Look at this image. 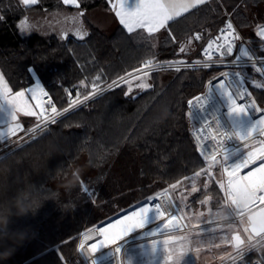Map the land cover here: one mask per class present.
Instances as JSON below:
<instances>
[{
    "label": "trees",
    "instance_id": "16d2710c",
    "mask_svg": "<svg viewBox=\"0 0 264 264\" xmlns=\"http://www.w3.org/2000/svg\"><path fill=\"white\" fill-rule=\"evenodd\" d=\"M78 2L79 8L62 0H37L27 6L22 0H0V73L12 91L32 85L35 75L54 105L61 107L69 102L67 88L83 93L91 83L112 80L145 58L197 57L202 44L222 23L224 8L246 37H256V27L264 22V0H209L151 36L141 29L129 33L119 22L101 29L85 17L83 39L42 33L34 20L33 28L22 34L23 24L34 13L43 14V25L47 14L55 10L85 13L108 6L107 0ZM193 30L201 31L202 40L191 52L181 53V43ZM250 46L255 55L264 56L261 41L253 40ZM256 69L252 65L241 68L247 77L261 78ZM218 70L197 67L151 72V86L135 98L139 89L129 91L124 82L1 150L0 202L25 186L44 201L35 213L12 217L9 228H28L29 235L0 264H85L76 250L78 237L101 222L105 211L134 197L155 194L202 168L186 100ZM250 89L264 107V87ZM23 120L28 127L35 118ZM79 161L94 171L92 197L79 183L71 190L66 187L70 181L65 177ZM206 185L200 184L189 202L195 206L209 195V204L219 207L226 195L214 178ZM249 257L264 258V247Z\"/></svg>",
    "mask_w": 264,
    "mask_h": 264
},
{
    "label": "snow or ice",
    "instance_id": "6c2138e0",
    "mask_svg": "<svg viewBox=\"0 0 264 264\" xmlns=\"http://www.w3.org/2000/svg\"><path fill=\"white\" fill-rule=\"evenodd\" d=\"M25 6L29 4H36L37 0H22ZM112 10L115 12L116 17L119 18L120 23L127 29L129 33L134 32L137 29L144 30L149 36L158 33L161 29L168 27L170 21H174L176 18L181 17L182 14L188 13L191 9H195L198 5H203L207 0H133L132 7H128V0H109ZM64 4H71L80 7L78 0H63ZM83 15V12L80 13ZM28 29L27 23H24L21 31L22 34L26 33ZM80 38L83 39L87 34L86 32H78ZM262 43H264V25L259 26V31L256 33ZM196 40L201 39L199 34L194 37ZM175 38L173 37V40ZM242 40L240 36L236 34V30L231 22L227 23L224 29L220 30V34L213 40L209 41L205 54L208 60H212L211 51L215 48L216 53L221 58L230 57L233 55L235 42ZM181 53L186 51V48L181 47L179 50ZM247 57L249 60L252 56L249 50L244 47L243 43L239 49V54L235 56L233 63H239L243 58ZM260 64L264 66V59H261ZM178 64H185L184 61L169 62L168 67H174L176 71H180ZM209 63H204L203 68L207 69L211 67ZM160 65H153V61H146L142 68L135 69V72L142 73V77H147L149 71L153 68H159ZM31 72L32 69L30 68ZM257 72L261 71V68L256 69ZM127 76H131L132 79H142L141 76H135L132 73H128ZM234 77V78H233ZM100 76L95 78L96 81L100 80ZM218 82L213 85L212 81H209V89L207 94H200L188 101V104L192 106L194 110H199L202 114L199 120L202 121V127L200 133H204L205 130L209 133L208 139L214 140L220 146L223 151L222 161L217 159V154H212L208 159L209 169L214 166H222L223 173L226 175V182H218L219 189L224 192L227 197V207L229 214H234L241 218L243 223V216L245 213L248 215V226L243 228L244 233L247 234L246 239H242L239 234L232 236L230 243L234 244L236 249L242 247L252 248V243L256 240L264 239V207L259 208L258 211H253L258 205H264V139L258 141V144L250 145L248 141L259 134L264 136V109L259 108L255 100L251 98V92L247 91L243 87L244 79L240 72H223L220 77L215 78ZM125 83H130L125 77L120 78ZM227 81V82H226ZM83 84V82H81ZM117 83L116 81L113 82ZM151 85L141 82L137 84L138 88H149ZM255 87H264L261 84H255ZM11 88L7 84L5 77L0 73V111H6V116L12 121L17 120L16 112H23L25 115L37 117L38 127L43 126L47 122H55V117L62 115L63 113L58 111L52 102L51 97L42 90L40 94H36L35 89H29L32 93V100L36 101L37 112L33 110L26 98L25 91H18L14 95H10ZM98 83L92 84V91L88 96H84L83 100H88L90 97L97 95L101 92ZM219 96L222 103H217L213 107V102L216 97ZM43 97V98H42ZM245 97H248V102L243 101ZM82 103L79 95L76 99H69V106L63 110L64 113L68 112L78 104ZM45 105L51 106V113L47 111ZM224 107L227 109L223 114V119L226 122H222V116L220 109ZM261 112L262 115L259 119H254L251 113ZM190 115L196 119L194 111ZM216 126L219 135L213 134L212 125ZM36 129H29V132H34ZM23 131L19 123H15L12 126H8L6 130H0V140L5 139L7 136H14L18 132ZM226 141H237L242 147H235L229 149L226 146ZM247 150V151H244ZM204 154L203 152L201 153ZM231 161V162H230ZM247 171L241 175L244 170ZM210 176L212 173L207 169H203L200 172L195 173V176ZM181 181H177L176 184L170 186L172 189H176L180 186ZM205 187L207 185L205 184ZM88 189L85 188L84 191ZM199 189L193 186L191 188L192 193L198 192ZM167 194V190H165ZM157 197H150L149 202H145L143 206H137L136 211H132L130 215H124L123 219H117L115 223H109L106 227L101 226L98 228L99 239L97 242H93L89 245V249L92 253H97L101 249L108 248L109 246H115L114 250L110 253L115 257L116 254L121 253V247L118 246V241H122L129 233L136 229H144L149 224L148 216L152 213L156 220L163 219V226L157 227L154 231L145 232L149 237H155L158 235H164L168 231H181L183 226L180 223L182 218L172 214L168 208L173 207V201L168 197V208L160 202L151 203L152 200H159ZM202 203H208L207 200ZM231 227V225H229ZM185 237L168 236L163 240H152L149 246L151 257H155L160 254L161 264H168L173 262V257L169 255V245L177 243ZM82 249L83 244L80 246ZM184 253L180 254V259L176 260L174 264H182ZM90 264H97V258L94 256L91 259ZM119 264V261L117 262ZM126 264H131V259L126 257Z\"/></svg>",
    "mask_w": 264,
    "mask_h": 264
},
{
    "label": "rangeland",
    "instance_id": "374dc122",
    "mask_svg": "<svg viewBox=\"0 0 264 264\" xmlns=\"http://www.w3.org/2000/svg\"><path fill=\"white\" fill-rule=\"evenodd\" d=\"M110 8L111 7H109V9ZM47 16L48 19L45 21V23H43V25L42 19H40V23L38 24V29H40L38 31L42 33L48 34L54 32L59 35L68 34L78 36L77 31H85L86 29L82 24L83 20L79 16L78 11L68 12L55 10L47 14ZM87 16L88 18H91L89 20L93 24L100 27L101 29L107 27V24L110 26L114 24V20L110 17V15L105 14L101 8L88 11ZM31 22H33V20L30 17V21L26 23L30 24ZM28 27H30V29L33 28L32 23ZM189 41L190 38H187L181 43V47L186 48L185 52H191L194 50V46L189 43ZM138 76L142 77V75ZM34 77L35 78L32 85L27 88L11 91L10 95H14L18 91H25L30 107L38 112L39 109H36V101L32 100V93L28 90L35 89L36 94L38 95L40 94L41 90L47 94L48 92L43 90L38 78L35 75ZM163 79L164 74L160 73V80L162 82ZM258 80L262 81V77L258 78ZM128 81H130V83L126 84L129 87V91L135 87L138 88L137 84L141 82L150 84V79L148 76L135 80L131 78ZM138 89L139 90L137 92L142 90L141 88ZM6 111L7 109L5 111H0V130H6L8 126H12L15 123H19L23 130L26 128L24 126L25 121L23 118L27 117L28 115L18 111L16 112L17 120L12 121L6 116ZM34 118L36 120L37 117ZM21 133L22 131L18 132L14 136H7L5 139L0 141V146L1 144H9V142L13 141V138H15L17 135L19 136ZM220 160L222 161V158H220ZM74 169L80 170V180L78 183L81 188L83 190L87 188L88 190L86 193L91 197L94 196V180L92 179L94 171L89 167L86 168V163H84V161H79L72 167L71 171ZM208 171H210L212 175L192 176L188 179L186 178L188 181L189 179H192L194 183H186V180L184 183L181 181L179 188L172 189V196L175 201L178 214L182 217L185 227L182 225L183 228L181 231L166 232L161 236L149 237L146 235L147 238L153 240L168 236L185 237V239L169 245L168 254L173 257V262H168V264H174L176 260H179L181 253H184L182 264H230L229 261H231L234 256L242 254L245 249L248 248L245 246L241 249H236L233 243H230L233 232H240L244 239H246L247 234L244 233L243 228L248 226V219L247 216L244 215L242 223L240 217L235 216L234 214H229L227 204H225V202H227V197L225 198L224 203L219 207L211 206L209 202L202 203L203 201H208L210 199L209 195L205 196L201 202L199 201L195 206L189 202L188 198L194 194L191 192V188L193 186L199 188L200 184H206L209 178H214L217 182H226L227 178L223 173L222 166H214L212 167V170ZM153 195L154 194L152 193L146 197L137 196L128 201L121 202L113 209L105 211L101 221L108 219L109 217L139 203L144 198H149ZM229 225H231V227H229ZM162 226L163 222L160 223L159 227ZM155 229L151 231H154ZM149 246L150 244L147 245L145 240L127 243L123 249L124 264H126V257L131 259V264H161L160 254H157L154 258L151 257Z\"/></svg>",
    "mask_w": 264,
    "mask_h": 264
},
{
    "label": "built area",
    "instance_id": "2783aa9c",
    "mask_svg": "<svg viewBox=\"0 0 264 264\" xmlns=\"http://www.w3.org/2000/svg\"><path fill=\"white\" fill-rule=\"evenodd\" d=\"M223 16H224L223 17V21L220 24V26L218 27L216 33L208 36V38L205 40V42L200 47V49H199V53L200 54L197 57H193V58H174V59H166V60H152L150 58H145L144 60L141 61V63L139 65H137L136 67H134L132 69H129V70L125 71L124 73L118 75L114 79L106 81V82L98 83V85H99L100 89H102V91L99 92L97 95L90 97L88 100H83V97L84 96H88L89 93L92 91V84L93 83L90 84L89 90H87V91H85L83 93H80L77 88H72V87L67 88V93H68L69 99H70V96H71V99H76L77 96L79 95V97L82 100V103L78 104L76 107L72 108L71 110H69L66 113H64L63 110L65 108H68L69 102L66 103L65 105L61 106V107H56L55 106L58 111L63 113L62 115L55 117V121L57 119H59L60 117H62L63 115H65V114L77 109L78 107L82 106L83 104L91 101L92 99H94L95 97H97L100 94L104 93L105 91L113 88L114 86H117L119 84L124 83L123 81L120 80L121 77H125V79H127V80L131 79L132 78L131 76H127L128 73H132L135 76L142 75V73L135 72L134 70L142 68L143 64L146 61H149V60L153 61V65H157L158 64V65L161 66L159 68H153L152 70H147L146 69V71H149V73L154 72V71H158V70H167V69L168 70H175L174 67L170 68V67L167 66V64L169 62H178V61H181V60L184 61L185 64H178L177 66H179L180 69L202 67V65L204 63H209L210 65H212L211 67H215V68L218 67L219 70L216 71L214 74H212L211 76H209L206 79V82H205V85L203 86V88L198 90V91H196L195 93H193L186 100V107H187L189 116H190V118L192 120V124H193L192 125V129H191V136H192V138H193V140H194V142L196 144L197 152L199 153L200 157L204 161V166L201 169H198V170L194 171L190 175L180 179L179 181H183V183H184L185 180H186V183L193 184L194 181L192 179H189V181L187 179L192 177V176H195V173L200 172L203 169L212 170V168L209 169V167H208L209 163H211V161L208 159V157H210L212 154H217V159H220V158L223 157V151L221 150L220 146L217 144L216 141L207 138V136L209 135L207 130H205L204 133H200L199 130L202 127V121L199 120V117L202 114L199 112V110H194L192 108V106H190L188 104V101L190 99H192L193 97L197 96V95H200V94H205L206 95L207 92H208V89H209V83L208 82L212 81V83L214 85L215 83L218 82L215 78L216 77H220L221 73H223V72H240L241 76L244 79L243 87L245 89H247V91H249V92H251V89H250L251 86H254L255 84H261L262 85V81H259L258 78L250 77V76L247 77L243 73L241 68L245 67V66H251L252 65V66H256L257 68H261L260 73H261L263 81H264V66H262L260 64V62H259L261 59H264V56L255 55V53L253 52V50H252V48L250 46V42L251 41H253V40L261 41L260 38L258 36H256V37H246V36L242 35V33L240 32L239 28L237 27V25L235 24L234 20L232 19V16H231L230 12L227 11L226 9L224 10ZM229 22H231L233 24V26H234V28L236 30V34L238 36H240L242 38V40H237L235 42V48H234V52H233L232 56L226 57V58H221L216 53L215 48H213L212 50H210L211 51V55H212V60H208L207 55L205 54V50L207 49V45H208L209 41L215 39L220 34V30L224 29L226 24L229 23ZM260 25H264V22L260 23L256 27V33L259 31V26ZM196 34H199L201 36V39L196 40L194 38ZM189 37L191 39H193L196 43H198V42H200L202 40V33H201L200 30H193ZM242 43H243L244 47H246L249 50V53L252 56V59L249 60L247 57H245L239 63H233V61L235 60V56L239 54V49H240ZM114 81H116L117 83L114 84L113 83ZM48 96L51 97L49 94H48ZM248 99H249L248 97H245L243 101H238V102L247 103ZM250 99L255 100L257 106L259 108L264 109V107L261 106L257 102V100L255 99V97L252 94V92H251V98ZM52 102H53V99H52ZM217 103H222V101L220 100L219 96H217L216 100L213 102V107ZM45 108L47 109V111L49 113H51V106L45 105ZM193 111H194V115H195L196 119H194L190 115V113L193 112ZM226 111H227V109L224 108V107H222L220 109V113H221V116H222V122H226V120L223 119V114L226 113ZM251 115L253 116L254 119H259L260 116L262 115V113L261 112H253V113H251ZM51 123H53V122L49 121L46 124H44L43 126L38 127V120L36 118V120L30 126L26 127L22 131V133L19 134V136L17 135L15 138H13L12 142H9V144H1L0 151L2 149L6 148L7 146L15 143L16 141L20 140L21 138L33 133V132H29L28 131L29 129H36L35 131H37L40 128L45 127V126H47V125H49ZM211 127L213 129V134L219 135V132L216 129V126L213 124ZM261 139H264V136H260L259 134H256V135H254V137H252L248 141V143L250 145L258 144V141L261 140ZM226 146L229 149H233L235 147H242V145L239 142H237V141H226ZM202 152L204 153L203 155L201 154ZM246 171H247V169L244 170L243 172H241V175H243ZM176 183L177 182L172 183L169 186H167V187L163 188L162 190L158 191L157 193H155L153 196H150V197H157L158 196L160 198L158 201L157 200H152L151 203L160 202L163 205H165L166 208H168V204H169L168 197H170L171 201H173L174 203H173V207L168 208V210L172 214L182 218L178 214L177 207L175 205V201H174L173 196H172V188H170L171 185L176 184ZM165 190H167V194L165 193ZM149 198L145 199L146 202H149ZM226 201H227V199H226ZM140 203L141 202L131 206L133 208L130 209L129 211H132V210L136 209L137 206H141L142 204L138 205ZM225 204H227V202H225ZM259 206H261V205H258L257 207H259ZM131 207H129V208H131ZM125 210H127V209H125ZM125 210H123V211H125ZM123 211H121V212H123ZM129 211L125 212L124 214L128 213ZM246 214H248V213H245V216H246ZM108 219H110V218H108ZM108 219L102 220L101 222L84 229L80 233V235L78 237V240H77L76 250H77L78 254L80 255V257L82 258V260L84 261L85 264H90L91 259L94 256L97 258V264H117L118 261H119V264H124L123 249H124L125 245L127 243H129V242H138V241H141V240H145L147 245L151 244V241L153 239L147 238L145 232L151 231V230L159 227L160 223L163 222V219H161V220L154 219V220H152V222H149V224L146 225L144 229H138L136 231H133L128 236H126L122 241H118V246L121 247V253L116 254L115 257L110 253L111 250H114L115 246H109L108 248L101 249L97 253L94 254V253H92L90 251L89 245L91 243H93V242H97V240L100 238L99 237V233H98L97 230H98L99 227L105 226L106 224H108L110 221L105 223V221L108 220ZM180 223H181V225H183L185 227L183 219L180 220ZM168 232H174V231H168ZM158 236H161V235H158ZM166 238L167 237H162V238H158L156 240L159 241V240H163V239H166ZM81 244L84 245L83 249L80 247ZM254 250H256V249H252V248H249V247L246 248L245 251L242 254H240V255L238 254V255L234 256L232 258V260L229 261V263L230 264H264V258H260V257H252V258H250L249 257V254L252 253ZM156 260H157V258H156Z\"/></svg>",
    "mask_w": 264,
    "mask_h": 264
},
{
    "label": "clouds",
    "instance_id": "9594fccd",
    "mask_svg": "<svg viewBox=\"0 0 264 264\" xmlns=\"http://www.w3.org/2000/svg\"><path fill=\"white\" fill-rule=\"evenodd\" d=\"M59 170V169H58ZM70 183L66 187L71 190L80 180V170L74 169L65 177ZM44 200H40L30 186L18 190L9 200L0 202V261L8 259L16 247L24 242L29 235V229L12 230L9 228L12 217L26 216L41 206ZM252 247L257 251L264 247V239L256 240Z\"/></svg>",
    "mask_w": 264,
    "mask_h": 264
},
{
    "label": "crops",
    "instance_id": "0c3cea01",
    "mask_svg": "<svg viewBox=\"0 0 264 264\" xmlns=\"http://www.w3.org/2000/svg\"><path fill=\"white\" fill-rule=\"evenodd\" d=\"M63 1V0H62ZM207 1H209V0H207ZM107 3H108V6H107V8H101V10L105 13V14H107V15H110V17L114 20V23H116V22H119L120 23V21H119V18L118 17H116V15H115V12L112 10V8H110L109 9V7H111V5H110V2H109V0H107ZM132 4H133V0H128V4H127V6L128 7H132ZM192 10V9H191ZM82 12V11H81ZM81 12H78V14H79V16L82 18V20H83V17H85L87 20H89V19H91V18H88V16H87V13L88 12H85V13H83V15H80V13ZM42 13H34L33 15H31L30 17L32 18V20H34L35 21V23H40V19H41V17H42V15H41ZM45 23V22H44ZM82 24L85 26V24H84V21H82ZM121 24V23H120ZM122 25V24H121ZM123 26V25H122ZM110 27V25H108L107 24V27H105L104 29H107V28H109ZM124 27V26H123ZM86 28V27H85ZM125 28V27H124ZM166 28H168V27H166ZM83 29V28H82ZM126 29V28H125ZM127 30V29H126ZM78 32H86V29H85V31H83V30H81V31H77V33ZM78 37H80V35L78 34ZM189 39V38H188ZM189 43H191L194 47H195V41L193 40V39H191L190 38V41H189ZM7 109V108H6ZM1 123V122H0Z\"/></svg>",
    "mask_w": 264,
    "mask_h": 264
},
{
    "label": "bare ground",
    "instance_id": "6f19581e",
    "mask_svg": "<svg viewBox=\"0 0 264 264\" xmlns=\"http://www.w3.org/2000/svg\"><path fill=\"white\" fill-rule=\"evenodd\" d=\"M145 202H146V200L141 201V203L138 204V205H141V204H142L141 206H143V203H145ZM154 203H156V202H154ZM134 207H135V206H134ZM132 208H133V207H131V208H129V209H127V210H125V211H123V212H121V213L115 215L114 217H112V218L106 220L105 223H106V222H109V221H110L109 223H115V221H116L117 219H123V216H124V215H130L132 211H136V210H137V208H136V209H134V210H132V211H129V210L132 209ZM127 211H129V212L126 213V214H124V213L127 212ZM154 219H155L154 215H153L152 213H150L149 216H148V220H149V222H152V220H154ZM109 223H108V224H109ZM108 224H106L104 227H106ZM136 230H138V229H136ZM136 230H135V231H136ZM129 234H130V233H129Z\"/></svg>",
    "mask_w": 264,
    "mask_h": 264
},
{
    "label": "water",
    "instance_id": "95a60500",
    "mask_svg": "<svg viewBox=\"0 0 264 264\" xmlns=\"http://www.w3.org/2000/svg\"><path fill=\"white\" fill-rule=\"evenodd\" d=\"M139 93H140V92H137V93L134 95V98H135L137 95H139ZM261 207H264V205H261V206L255 208V209H253V211H258L259 208H261ZM249 214H250V213L246 214L247 219H248V215H249ZM235 234H239V235L241 236V238L244 239V237H243V236L241 235V233L238 232V231H237V232H233L232 235H231V238H232V236L235 235ZM233 245H234V244H233Z\"/></svg>",
    "mask_w": 264,
    "mask_h": 264
}]
</instances>
